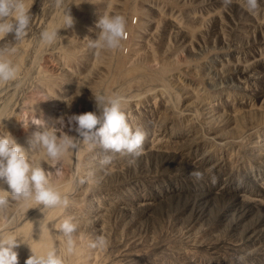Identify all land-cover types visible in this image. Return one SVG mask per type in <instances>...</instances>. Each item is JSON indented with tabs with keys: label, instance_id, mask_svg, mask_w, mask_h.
<instances>
[{
	"label": "rangeland",
	"instance_id": "374dc122",
	"mask_svg": "<svg viewBox=\"0 0 264 264\" xmlns=\"http://www.w3.org/2000/svg\"><path fill=\"white\" fill-rule=\"evenodd\" d=\"M25 2L23 40L0 39L20 50L17 79L0 83V130L63 189L68 205L57 209L78 225L76 244L105 237L104 248L87 247L91 264H264V0L254 13L244 0ZM68 6L73 25L42 47L41 31L62 26ZM105 11L125 17L126 36L97 51L89 41ZM93 94L122 98L145 134L139 156L101 165L102 149L79 138L56 160L30 149L55 118L94 110ZM35 205L9 199L0 233L56 210Z\"/></svg>",
	"mask_w": 264,
	"mask_h": 264
},
{
	"label": "clouds",
	"instance_id": "9594fccd",
	"mask_svg": "<svg viewBox=\"0 0 264 264\" xmlns=\"http://www.w3.org/2000/svg\"><path fill=\"white\" fill-rule=\"evenodd\" d=\"M228 5L232 0H222ZM258 0H244L242 7L249 13H254ZM28 7L25 0H0V39L12 34L17 41L23 40L30 23ZM74 20L69 6L63 11L61 25H48L40 33L42 47L52 45L58 38L61 28H69ZM96 38L89 41V47L100 50H115L126 36V19L123 15L105 11L96 21ZM20 50L17 47L0 49V83L17 79L18 66L12 57ZM94 110L73 113L55 118L54 123L41 127L34 132L29 140L30 149L38 148L42 156L51 160L58 159L70 150H77V139L84 143L98 145L105 153L100 158L101 165L110 164L114 153H128L132 156L141 154L144 132L139 127L129 123L123 100L119 95L93 94ZM74 131L76 135L64 130ZM196 180L202 178L199 171L190 173ZM0 208H6L9 199L17 202L34 201L36 205L45 208L67 206L68 200L49 182L45 170L37 163L35 155H29V149L17 142L7 130H0ZM78 225L73 217H66L62 222L53 225L58 236L61 251L56 246H48L37 251L22 236L16 233H0V264H18L17 247L24 243L29 246L30 255L24 264H66V256L76 252V237ZM46 226L39 225V239L44 237ZM107 241L103 235H97L88 241L90 249H102Z\"/></svg>",
	"mask_w": 264,
	"mask_h": 264
},
{
	"label": "bare ground",
	"instance_id": "6f19581e",
	"mask_svg": "<svg viewBox=\"0 0 264 264\" xmlns=\"http://www.w3.org/2000/svg\"><path fill=\"white\" fill-rule=\"evenodd\" d=\"M208 103H210V102L208 101ZM62 191H63V189H62ZM62 191H60V192L64 194V191L63 192ZM29 205H31V204H29ZM32 207H34V205ZM58 208H59V206H58ZM56 210H58L57 207H56ZM55 211H53L52 214L50 213V215H48V219H46L47 221L45 220L46 222L44 221L43 218L41 219V215L38 214L39 213V211H38V213L36 212L37 215H35V217L32 216L31 220L29 218V221H27L26 224L24 223V226L21 225L22 227L16 228V231L11 230L10 232H6V233H13L14 232L17 235L22 236L24 238V240L26 242L30 243L37 251H42V250L46 249L48 246H56V247H58V249H60L62 251L63 250L62 245L59 243V241L62 240V237L58 236L57 232L55 230H53V225L62 222V220L65 219V217L63 216L62 211H60V210H58L56 212ZM39 225L46 226V232L44 234V237L41 239H39ZM49 230H50V235H52V237L54 238L55 245L50 238L51 236L49 235ZM81 246H80V244H78V245L76 244V252L74 254H70V255L66 256V264H91L92 262L95 261L94 260L95 258L93 259V256H92L95 254V253L92 254L93 249H92V251H88L87 245H85L86 249L84 248V245H83V247H81ZM16 251L18 253V264H24L26 258L30 255L29 246L27 244L22 243L17 247ZM92 260H94V261H92Z\"/></svg>",
	"mask_w": 264,
	"mask_h": 264
}]
</instances>
